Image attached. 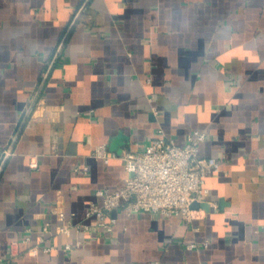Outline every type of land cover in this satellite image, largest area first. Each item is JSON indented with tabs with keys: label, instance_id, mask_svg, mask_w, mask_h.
I'll list each match as a JSON object with an SVG mask.
<instances>
[{
	"label": "crops",
	"instance_id": "crops-1",
	"mask_svg": "<svg viewBox=\"0 0 264 264\" xmlns=\"http://www.w3.org/2000/svg\"><path fill=\"white\" fill-rule=\"evenodd\" d=\"M196 129L200 153L220 160L212 209H117L110 231L86 217L97 188L130 175L96 146L184 144ZM59 201L89 229L61 233ZM41 238L56 248L30 255ZM0 259L264 264V0H0Z\"/></svg>",
	"mask_w": 264,
	"mask_h": 264
},
{
	"label": "built area",
	"instance_id": "built-area-1",
	"mask_svg": "<svg viewBox=\"0 0 264 264\" xmlns=\"http://www.w3.org/2000/svg\"><path fill=\"white\" fill-rule=\"evenodd\" d=\"M157 112V110H154ZM207 138V132L196 129L189 132L184 144H179L174 138L157 136L146 145L143 150L126 149L120 154L109 153L105 144L94 149L93 155L109 162L113 157L124 161L125 168L130 173L124 183L116 188L100 187L95 190L96 200L90 202L86 217H96L97 223L106 231H110L116 222L112 213L122 209L128 215L136 212L148 211L164 216L180 215L185 219H192L194 202L202 203L206 200L209 188L206 186V176L218 171L220 160L214 156H204L200 153V144ZM37 165L36 161L32 162ZM84 165V170H88ZM54 212L62 222L60 232L71 236L74 228L89 229L85 222H73L68 219L61 201L54 206ZM49 222L43 229L48 231ZM29 239V237H27ZM43 243L29 247L30 255H37L39 251L51 252L56 248L54 243ZM209 240H205L204 246ZM81 241H66L63 246L69 252ZM189 248L197 247L195 242ZM2 260V259H0Z\"/></svg>",
	"mask_w": 264,
	"mask_h": 264
},
{
	"label": "water",
	"instance_id": "water-1",
	"mask_svg": "<svg viewBox=\"0 0 264 264\" xmlns=\"http://www.w3.org/2000/svg\"><path fill=\"white\" fill-rule=\"evenodd\" d=\"M199 206H202V207L206 208L207 210L212 209V208H210L208 202H202V203L194 202L193 205H192L193 208H197V207H199Z\"/></svg>",
	"mask_w": 264,
	"mask_h": 264
}]
</instances>
